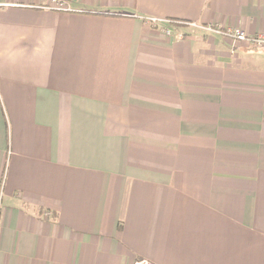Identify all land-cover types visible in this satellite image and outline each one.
I'll use <instances>...</instances> for the list:
<instances>
[{"label":"crops","instance_id":"crops-1","mask_svg":"<svg viewBox=\"0 0 264 264\" xmlns=\"http://www.w3.org/2000/svg\"><path fill=\"white\" fill-rule=\"evenodd\" d=\"M65 1L0 0V264H264V47L204 29L264 0Z\"/></svg>","mask_w":264,"mask_h":264},{"label":"built area","instance_id":"built-area-1","mask_svg":"<svg viewBox=\"0 0 264 264\" xmlns=\"http://www.w3.org/2000/svg\"><path fill=\"white\" fill-rule=\"evenodd\" d=\"M43 4L42 7L55 10V11H65L68 12L71 9L68 7L65 0H42ZM6 4L0 3V7L5 6ZM208 32H215L218 34H223L224 36L240 41V42H246L249 43L251 46H254L256 48L264 47V34L255 35V36H248L243 31L239 29H233V30H225L223 31L220 29V27L212 28V27H206L204 28ZM166 35L169 36V32H166ZM178 38H181V35H178ZM134 264H148L145 261H136Z\"/></svg>","mask_w":264,"mask_h":264}]
</instances>
